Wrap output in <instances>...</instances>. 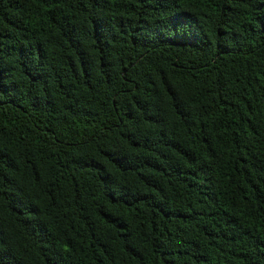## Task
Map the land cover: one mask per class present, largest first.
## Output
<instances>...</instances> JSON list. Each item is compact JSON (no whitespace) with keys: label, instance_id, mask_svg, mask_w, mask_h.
Masks as SVG:
<instances>
[{"label":"trees","instance_id":"obj_1","mask_svg":"<svg viewBox=\"0 0 264 264\" xmlns=\"http://www.w3.org/2000/svg\"><path fill=\"white\" fill-rule=\"evenodd\" d=\"M0 264H264V0H0Z\"/></svg>","mask_w":264,"mask_h":264}]
</instances>
